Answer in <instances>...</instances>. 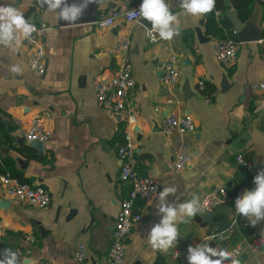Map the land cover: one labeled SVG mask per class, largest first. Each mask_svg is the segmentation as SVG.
I'll return each mask as SVG.
<instances>
[{"label":"crops","instance_id":"1","mask_svg":"<svg viewBox=\"0 0 264 264\" xmlns=\"http://www.w3.org/2000/svg\"><path fill=\"white\" fill-rule=\"evenodd\" d=\"M125 1L104 0L99 9L132 8L142 3ZM223 1L230 20L229 10L235 9L229 0ZM165 2L178 16V34L150 44L145 36L149 24H143V18L133 23L118 21L106 28L93 23L61 27L56 24V11L41 7L37 0H0V4L21 10L28 20L40 16L33 23L49 26L42 76L29 70L31 50L25 43L18 48L0 45V161L10 160L25 183L42 186L50 197L46 208L25 205L6 195L0 184V196L7 202L0 206V254L5 249L29 248L24 256L16 254L18 264H107L105 255L119 203L130 191L129 183L119 179L116 155L128 125L125 114L99 105L92 82L106 80L118 70L122 58L110 50L118 39L127 38L135 82L128 103L136 117L132 127L136 168L141 175L155 179L157 191L150 200L134 203L142 220L126 238L121 264H177L171 258L174 250L188 249L208 236L216 237L208 242L213 247L241 246L238 264H264V244L259 250L251 247L256 238L264 242V220L253 227L236 213L231 200L212 211L210 222L204 220L207 212L202 211L187 223H178L179 238L167 252L154 250L148 243V231L160 220L156 206L164 187L177 190L168 196L170 203H183L193 194L201 202L206 193L219 187L233 195L239 185L252 186L255 175L264 169V92L251 87L264 76L263 45L259 40L241 43L235 35V58L224 66L214 57L217 38L205 33L210 12L207 16L185 15L180 0ZM251 14L256 16L262 39L264 4L255 2ZM196 27L209 41H198ZM169 55L177 57L180 73L171 86L160 80L161 63ZM13 67L20 71H12ZM169 115H189L195 130L186 135L164 134L162 123ZM33 118L42 119L50 131L40 152L22 136ZM181 145L191 161L186 169L176 171L174 161ZM238 155L245 157L250 169L236 162ZM4 174L10 175L0 176ZM27 235L34 237L32 244ZM78 245L86 253L82 262L74 257Z\"/></svg>","mask_w":264,"mask_h":264},{"label":"built area","instance_id":"2","mask_svg":"<svg viewBox=\"0 0 264 264\" xmlns=\"http://www.w3.org/2000/svg\"><path fill=\"white\" fill-rule=\"evenodd\" d=\"M139 6L132 8L121 7L106 9H98L97 18L93 22L96 27L106 28L114 25L118 21L126 23L138 22L142 17L140 16ZM132 13H135L132 15ZM218 16V12L215 14ZM36 31L30 37L22 40L30 48V55L28 61L29 70L36 76H42L45 73V35L49 30V26L45 23H33ZM150 33L156 36L155 41L152 40ZM232 34L236 35L232 30ZM146 40L150 44H156L161 39L157 33H153L151 23L145 30ZM263 45L264 52V37L259 40ZM238 48V41L236 39L227 37L216 39L213 42V53L215 59L222 65H230L236 55ZM130 49V41L127 38H120L116 45L111 49V53L119 55L122 58V64L118 70L106 80L96 79L92 82V90L95 93L96 100L104 109L117 114H125L127 123V131L124 135L123 142L117 145L116 155L120 162L119 179L122 182L129 183L130 191L124 199L120 200L119 209L115 217L114 227L111 234V243L106 252L105 259L107 264H121L125 254V242L128 234L135 224L142 220L141 214L134 211V203L137 199L143 201L150 200L157 191V183L151 176H144L139 173L136 168V157L134 151V142L132 135V127L136 122L135 115L131 112L129 106L128 94L134 87V79L131 76V67L128 62V52ZM178 59L175 55H169L161 63L162 75L161 82L164 85L171 86L179 78ZM202 85V82L199 83ZM251 87L255 90L264 92V76L251 83ZM195 130V125L189 115H169L166 116L162 123V131L169 135L174 132L180 135L190 134ZM22 136L27 142H39L42 145L46 144L50 138V131L45 126L44 121L40 118H33L29 121L22 131ZM191 161V156L186 147L181 145L174 161V169L182 171L186 169ZM236 162L250 169V163L243 155L236 157ZM0 184L3 192L20 201L25 205H32L39 208H46L49 204L50 197L48 192L39 185H30L22 183L17 178L8 174L0 176ZM255 187L253 184L250 187L239 185L233 195H230L225 187H219L213 191L206 193L201 200V206L204 212H211L216 207L224 204L227 201L235 202V199L240 196L245 190H251ZM26 240L32 244L35 239L33 236L27 235ZM264 242L261 238H256L252 241L251 247L253 250H259ZM233 253V258L238 261L242 253L241 246L237 245L228 249ZM19 255H26L29 248L13 250ZM76 260L82 262L86 258L85 249L82 245H78L74 251ZM187 249H176L171 253V258L177 264H188ZM31 264H46L43 261H37Z\"/></svg>","mask_w":264,"mask_h":264},{"label":"clouds","instance_id":"3","mask_svg":"<svg viewBox=\"0 0 264 264\" xmlns=\"http://www.w3.org/2000/svg\"><path fill=\"white\" fill-rule=\"evenodd\" d=\"M37 2L41 7L47 5L49 11L58 10L60 19L71 22L82 16L88 4L96 0H81L80 4H69L68 0ZM180 7L185 15L202 16L213 10L215 0H180ZM139 12L143 19L151 22L152 32L157 33L161 40H171L178 34V16L170 11L165 0H142ZM34 31V25L25 18L21 10L8 4H0V45L18 48L22 40L30 37ZM150 36L155 41L156 36L151 33ZM12 71L19 72L20 69L13 67ZM253 183V189L245 190L235 199L234 207L238 215L247 218L255 227L264 220V169L255 175ZM176 191L175 187L166 186L158 194L156 208L160 220L150 228L147 235L148 243L154 250L167 252L179 238L178 223H187L203 211L199 197L195 194L183 203H170L167 198L175 195ZM214 239L215 236H208L202 243L190 245L186 257L188 264H238L232 252L208 243ZM0 264H18L16 253L5 249L0 254Z\"/></svg>","mask_w":264,"mask_h":264},{"label":"water","instance_id":"4","mask_svg":"<svg viewBox=\"0 0 264 264\" xmlns=\"http://www.w3.org/2000/svg\"><path fill=\"white\" fill-rule=\"evenodd\" d=\"M68 3L69 4H72V3L80 4L81 0H68ZM256 3L259 5H263L264 0H257ZM103 4H104V0H96V2L88 4L87 8L83 12V15L80 16L77 20L71 21V22L60 19L58 14H57V12H58V10H57L56 11V24L58 26H61V27L62 26L76 25V24H92L97 18V13H98V9H99L100 5H103ZM45 6H43V8ZM108 6L110 8L114 7L113 4H109ZM229 13H230V21L232 23L233 30L235 31L237 40L239 42L245 43V42H255V41L260 40L262 32L260 29H257L255 26V18H256L255 14L249 15L247 20L241 21L238 18V14L235 10L231 9V10H229ZM205 15L207 16L208 13H206ZM29 21L31 23H33L34 21L39 22L40 16L36 15V16L30 18ZM150 23L151 22L147 21L146 19H144V21H143V24H149L150 25ZM194 33H195L196 38L198 39L199 42L209 41V38L203 35L200 27L194 28ZM223 85L224 84H222V88H224ZM134 131H137V128H135ZM18 142L21 144L20 140ZM27 143H28V145L34 147L37 151H39V152L42 151L43 145L41 143H39V142H27ZM251 178L252 177L249 176L247 178V181L250 182ZM6 204H7L6 200L2 199V197L0 196V206L5 207ZM213 215H214V213L212 211L207 212L204 220L210 222Z\"/></svg>","mask_w":264,"mask_h":264},{"label":"trees","instance_id":"5","mask_svg":"<svg viewBox=\"0 0 264 264\" xmlns=\"http://www.w3.org/2000/svg\"><path fill=\"white\" fill-rule=\"evenodd\" d=\"M255 2L256 0H229L231 7L236 10L238 18L241 21H245L248 19ZM215 10L220 11L223 16L221 18L220 16H215ZM227 14V7L224 1L215 0V7L210 12L205 21V33L208 36L217 39L227 37L236 39L235 35L232 34V23L229 18L226 17ZM5 172H8L11 176L17 178L22 183L26 182V180L23 179L22 175L19 172L15 171L11 166V161L7 159H3L0 161V174H3Z\"/></svg>","mask_w":264,"mask_h":264}]
</instances>
